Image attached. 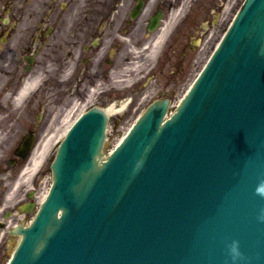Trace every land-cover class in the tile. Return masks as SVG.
<instances>
[{"label":"water","instance_id":"1","mask_svg":"<svg viewBox=\"0 0 264 264\" xmlns=\"http://www.w3.org/2000/svg\"><path fill=\"white\" fill-rule=\"evenodd\" d=\"M167 107L103 160L109 112L81 115L9 264H264V0L243 2L163 120Z\"/></svg>","mask_w":264,"mask_h":264},{"label":"flooded vegetation","instance_id":"2","mask_svg":"<svg viewBox=\"0 0 264 264\" xmlns=\"http://www.w3.org/2000/svg\"><path fill=\"white\" fill-rule=\"evenodd\" d=\"M238 2L0 0V264L10 257L14 228L28 221L49 171L43 164L25 177L34 146L62 125L72 106L125 100L127 80L130 109L163 97L172 103ZM33 79L29 94L39 95L32 100L37 109L30 95H20ZM25 136L26 146L33 142L26 155Z\"/></svg>","mask_w":264,"mask_h":264},{"label":"rangeland","instance_id":"3","mask_svg":"<svg viewBox=\"0 0 264 264\" xmlns=\"http://www.w3.org/2000/svg\"><path fill=\"white\" fill-rule=\"evenodd\" d=\"M239 2H238V5H237V7H236V9L238 8V6L240 5V2L242 1V0H238ZM235 12V11H234ZM230 16V15H229ZM229 18V17H228ZM232 19V18H231ZM229 22V21H228ZM227 22V23H228ZM226 24V23H225ZM225 24H223V26L225 25ZM228 25V24H227ZM223 29V28H222ZM223 31L224 30H222L221 31V35H222V33H223ZM220 35V36H221ZM219 39V38H218ZM217 41V39L214 41V43ZM213 46H215V45H213ZM213 46H212V48H213ZM212 48H211V50H212ZM210 50V49H209ZM208 50V52H207V56H206V59H207V57H208V54H210L211 53V50L209 51ZM191 72V71H190ZM196 73H197V71L196 72H194V73H189V83H187L188 85H190L191 84V82H192V80H193V78H194V76L196 75ZM186 84V85H187ZM142 85V84H141ZM149 90H151V88L149 89ZM184 92V91H183ZM182 92V93H183ZM181 93V94H182ZM146 94V93H145ZM180 94V95H181ZM179 95V96H180ZM38 98L39 97V95H35V96H32V95H30V99H28L29 100V103H32L34 106L33 107H35L36 109L37 108H39L38 107V105H37V101H35V102H32V100L34 99V98ZM28 100L26 101V102H28ZM179 101V98H177L176 100H174V103L173 104H176L177 102ZM38 111L39 110H35V113H34V115L36 116L37 114H38ZM80 111H82V109H80V110H78V112L75 114V116L74 117H76L79 113H80ZM137 112V111H136ZM135 111H134V109L133 108H131L129 111H127V110H123V111H121V112H119V113H117V112H115V113H113L112 114V116H111V126H110V138H109V140H108V142H107V145H106V149H105V152H108L109 150H111L118 142H119V140H120V138L128 131V129H129V127L131 126V124H132V122L134 121V119L136 118V116H137V113H136ZM73 117V118H74ZM65 120V118L64 117H62V121H63V124L60 126V129L59 128H57V131H56V136L54 137V139H53V142H54V144L51 146L52 148H49L50 150H51V155H50V158L52 159V157H53V154H54V151L56 150V148H57V144H55L56 143V140L59 138V136L60 135H62L63 136V134H64V131H65V129H66V126H67V123L68 122H66V121H64ZM118 122H120V125L118 124ZM50 181H51V173L49 172V173H46V175H45V177H44V184H43V186H42V188L40 189V190H42V191H39L38 192V194H37V196L39 195H41L45 190H47V188H48V186H49V184H50ZM38 196V197H39ZM18 239L19 238H16L15 240H14V244H13V247L14 246H16V244H17V242H18ZM1 261V260H0ZM1 262H3V260L1 261Z\"/></svg>","mask_w":264,"mask_h":264},{"label":"bare ground","instance_id":"4","mask_svg":"<svg viewBox=\"0 0 264 264\" xmlns=\"http://www.w3.org/2000/svg\"><path fill=\"white\" fill-rule=\"evenodd\" d=\"M35 82L36 81L34 79L26 82V84L21 89V92H20L21 97L24 94H25V98L27 97V95L29 94L30 89L33 87V85H34ZM147 101L148 100L145 99L141 105L145 104ZM126 103H127V101L123 100L120 103V106L124 107L126 105ZM71 108H73V111H68V112L65 113L66 118L70 116V118H68V121H70L75 116V114H76V110H74V106H72ZM115 108H116V105L113 104L106 111H108L109 113H111V112H113L115 110ZM50 138H48V140H44L43 139V141H41L34 148L32 154L30 156V159L31 160H30V162H28L29 164L27 166H25V174H24L25 177H28L29 178V176H31V174L34 173L39 168V166L41 165L42 159L45 160V158L47 156V153H48V150H49V146L51 144L50 143V141H51ZM49 139H50V141H49ZM31 163H32V165H31ZM24 175H23V177H24ZM16 191H17L16 189L14 191L13 190H10V192L8 193L9 199H11L12 196H15L16 195Z\"/></svg>","mask_w":264,"mask_h":264},{"label":"clouds","instance_id":"5","mask_svg":"<svg viewBox=\"0 0 264 264\" xmlns=\"http://www.w3.org/2000/svg\"><path fill=\"white\" fill-rule=\"evenodd\" d=\"M260 219L264 220V214H261ZM228 247H229V251H230V253L232 255V259L236 260L241 255L239 241L238 240H233L229 244Z\"/></svg>","mask_w":264,"mask_h":264}]
</instances>
